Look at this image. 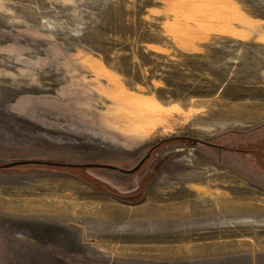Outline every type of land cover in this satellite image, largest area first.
Here are the masks:
<instances>
[{"label":"rangeland","instance_id":"374dc122","mask_svg":"<svg viewBox=\"0 0 264 264\" xmlns=\"http://www.w3.org/2000/svg\"><path fill=\"white\" fill-rule=\"evenodd\" d=\"M156 143L0 168V264H264V0H0V166Z\"/></svg>","mask_w":264,"mask_h":264},{"label":"water","instance_id":"95a60500","mask_svg":"<svg viewBox=\"0 0 264 264\" xmlns=\"http://www.w3.org/2000/svg\"><path fill=\"white\" fill-rule=\"evenodd\" d=\"M157 146V145H156ZM155 146V147H156ZM152 147L145 155L144 157H142V159L130 170H124V169H120L111 165H100V164H84V165H73V164H57L54 162H40V161H19V162H15V163H10V164H6L0 167H4L7 168L9 166H17V165H23V164H37V163H46V164H50V165H59V166H64V167H76V168H80V167H85V168H108V169H115L118 170L120 172L123 173H127V174H132L134 172H136L141 165L145 162V160L149 157L150 152L155 148Z\"/></svg>","mask_w":264,"mask_h":264},{"label":"trees","instance_id":"16d2710c","mask_svg":"<svg viewBox=\"0 0 264 264\" xmlns=\"http://www.w3.org/2000/svg\"><path fill=\"white\" fill-rule=\"evenodd\" d=\"M180 140H186L187 138L186 137H183V138H179ZM187 140H191V145H196L197 143H201V144H204V145H207V146H209V147H211V148H216L217 146H215V145H211L210 143H208V142H203V141H200V140H198V139H187ZM218 149H222L221 147H217ZM226 150V149H225ZM148 159V158H147ZM46 162H49V161H46ZM23 165H32V164H23ZM23 165H21V166H23ZM33 165H35V164H33ZM36 165H44V166H47V167H52V166H58V167H62V166H59V165H50V164H46V163H37ZM9 167H11V166H9ZM0 168H4V167H0ZM66 168H76V167H66ZM80 168H85V167H80ZM86 169V168H85ZM140 169V168H139ZM138 169V170H139Z\"/></svg>","mask_w":264,"mask_h":264},{"label":"flooded vegetation","instance_id":"af4514ba","mask_svg":"<svg viewBox=\"0 0 264 264\" xmlns=\"http://www.w3.org/2000/svg\"><path fill=\"white\" fill-rule=\"evenodd\" d=\"M160 144H162V143H156L157 146H156V145H153L152 147H155V146H156L155 148H157ZM152 147H151V148H152ZM151 148H150V149H151ZM155 148H154V149H155ZM150 149H149V150H150ZM154 149H153V150H154ZM150 153H151V152H150ZM141 166H142V165H141ZM104 169H108V168H104ZM109 170H113V171L120 172V171L115 170V169H109ZM121 173H123V172H121ZM125 174H127V173H125Z\"/></svg>","mask_w":264,"mask_h":264}]
</instances>
